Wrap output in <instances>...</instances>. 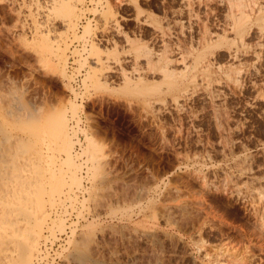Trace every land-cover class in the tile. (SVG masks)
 I'll use <instances>...</instances> for the list:
<instances>
[{
  "label": "rangeland",
  "instance_id": "obj_1",
  "mask_svg": "<svg viewBox=\"0 0 264 264\" xmlns=\"http://www.w3.org/2000/svg\"><path fill=\"white\" fill-rule=\"evenodd\" d=\"M51 1L0 0V168L17 161L45 188L33 264H264V0ZM79 111L86 158L74 176L62 130L75 143ZM82 162L90 182L78 197ZM65 199L91 214L53 216Z\"/></svg>",
  "mask_w": 264,
  "mask_h": 264
},
{
  "label": "bare ground",
  "instance_id": "obj_2",
  "mask_svg": "<svg viewBox=\"0 0 264 264\" xmlns=\"http://www.w3.org/2000/svg\"><path fill=\"white\" fill-rule=\"evenodd\" d=\"M236 1H237V5H239V7L242 6L243 0H236ZM68 2H70V1H68ZM68 2L66 3L64 0H52L51 6H53L52 8L55 11L56 10L58 11L60 9H66ZM242 18L243 17L239 18L238 21L240 22L242 20ZM243 20H245V18ZM87 28L89 29V25ZM46 33H47L48 37H51V35L53 34V30L49 28V29H47ZM129 40H130V38H129ZM140 47H142V46L139 45V48L136 50H139ZM165 47H163L164 50H166ZM143 49H146V48H143ZM143 49H141V50H143ZM147 51L149 52L148 49H147ZM139 52H141V53L145 52L143 54H146V55L148 53V52H146V50L139 51ZM151 52L152 51H150V53ZM165 52H163V53L157 52V55L154 54L156 56L157 61H158V71H159V69L161 70V74H162L161 77H163V80L167 81L168 84L170 86H172L171 88H177L179 85H178V82L175 78V71H173L176 67H174V65H173V67H174V69H173L172 60L169 59V56L166 54L167 52L166 53ZM150 53H148V54H150ZM150 55H152V53ZM150 55H147V56L149 57ZM150 58H151V56H150ZM153 59L154 58H151L149 60V58H148L147 63H149L148 61H150V64L152 65L151 60L153 61ZM150 64H148V65H150ZM153 64H154V61H153ZM148 69H150V68H148ZM177 78H178V76H177ZM149 102H150V100H149ZM18 104H20V106H19L20 108H25V107L27 109L29 108L27 110L28 113L26 115L29 120L34 121L35 119H37L36 112L33 109H31L30 107H27L26 104L23 102H20ZM70 106L72 107V110L74 111L75 110L74 104H71ZM66 110H67V108H65V110L63 112H60L61 118L63 117V115H65ZM78 117L79 116H77L73 119H75L76 122H78L79 121ZM66 118H65V120H67ZM61 120H63V119H61ZM64 125H65V127L62 130L63 131L62 132L63 133L62 145H63V148L65 149L64 150L65 151V158L64 159H65V161H67V166H68L67 170H69L71 172L70 174L77 176L75 174H76V169H78V167H76V163H75L76 161L74 158H77V156L79 155V158H80V156H83L82 161L85 160L86 156L81 155V154H82V150H83V147H84L86 141L84 140V143H83L79 153L73 151L74 150L73 149L74 141L72 140V136H71L72 134L70 135V133L68 132L69 129H67L66 124H64ZM86 128L87 127H83V126L78 125L77 128L74 129V131L77 132L79 130V131L83 132L84 133V139H86L85 132L83 131ZM90 134H92V135L88 136L89 146H90L89 147V150H90L89 157L93 161V166H92L93 168L92 169H94V171H98L101 168V166L103 165V162H102L103 160L101 161L102 158L100 156L102 154V153H100V151H102V150H101L100 146L98 145V143L96 142L95 135L93 134V131L90 132ZM20 146L21 145H19V147ZM98 148L100 149L99 152L97 151ZM13 158H14V156H13ZM16 158H17V156H16ZM15 162H17V161H15ZM15 162L13 161L12 164L10 163L11 164L10 168H9L10 171H8V168H7L9 165H6V168H7L6 171L2 172V170L0 168V184L2 183L1 186L4 185V187L0 186V264H33V259H34L33 257H35L36 249L38 246V240H39V237L41 236V233H42L43 219L45 216L44 215L45 209H43V204H42L43 203L42 193H43V189H45V188L42 187V184H41L42 179L39 177L41 175L40 174L41 172L39 173L37 171V167H36V171L38 172L37 173L38 176H37V174L34 176L33 175L29 176L27 174V176H26L23 173L24 171L21 172L20 170L19 171L17 170ZM26 163H27V161H26ZM26 165H28V164H26ZM65 165H66V163H65ZM77 165H79V163H77ZM80 170H81V168H80ZM86 175H87V173H86ZM56 209L57 208H54L51 210L53 213V216H55L56 213L59 212V211H56ZM62 227H63V225H62ZM80 256L83 257L84 255H80Z\"/></svg>",
  "mask_w": 264,
  "mask_h": 264
},
{
  "label": "built area",
  "instance_id": "obj_3",
  "mask_svg": "<svg viewBox=\"0 0 264 264\" xmlns=\"http://www.w3.org/2000/svg\"><path fill=\"white\" fill-rule=\"evenodd\" d=\"M74 42L79 43V42H81V40H74ZM81 45H82V42H81ZM71 59H73V58H71ZM83 70H84L83 68L80 71H77L75 68L70 70V73H69L70 82L74 88H76V87L81 88ZM81 97L82 96H80V95L78 96L79 99H81ZM83 100H84V97H83ZM78 119H79L78 122H76L75 119H72L70 121L72 128L75 129V128H77L78 125L86 127V118H85L83 112L79 111ZM74 138H75L74 151L79 153L81 150V147L84 143V140H85L84 139V133L78 130L76 132V137H74ZM82 157L83 156H80V158L77 157L79 162L83 160ZM80 171H81V174L83 175V178H82V187H79L77 189L78 197L84 195L87 192L89 182H90V179L86 175V163H84V162L81 163V170ZM64 205L65 206L57 207L56 211L62 212L63 216H65V218H66V222H69V220H71V221H75L76 223H79L85 217H88L91 214V211L88 210L86 207H82V204L79 201H75L74 203H70L69 199H65ZM69 234H71L70 226H66L64 231H56L55 232V236H56L55 240H58V239L62 238L63 236H66ZM51 238L52 237H50V236L48 238H42L41 242L39 244V247L42 248V246H45L48 243H50ZM40 257H41V252L39 251L37 258H35V261L37 262L38 260H40Z\"/></svg>",
  "mask_w": 264,
  "mask_h": 264
}]
</instances>
